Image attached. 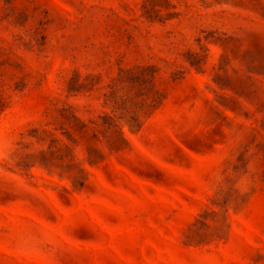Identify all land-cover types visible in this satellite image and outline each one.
Wrapping results in <instances>:
<instances>
[{"label": "rangeland", "instance_id": "obj_1", "mask_svg": "<svg viewBox=\"0 0 264 264\" xmlns=\"http://www.w3.org/2000/svg\"><path fill=\"white\" fill-rule=\"evenodd\" d=\"M0 264H264V0H0Z\"/></svg>", "mask_w": 264, "mask_h": 264}]
</instances>
